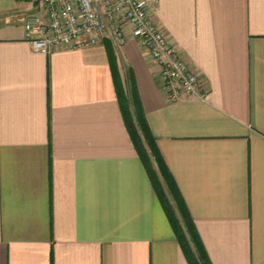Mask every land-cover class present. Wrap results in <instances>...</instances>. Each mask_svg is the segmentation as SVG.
<instances>
[{"label": "crops", "instance_id": "obj_1", "mask_svg": "<svg viewBox=\"0 0 264 264\" xmlns=\"http://www.w3.org/2000/svg\"><path fill=\"white\" fill-rule=\"evenodd\" d=\"M151 1L204 77V99L169 100L132 37L36 52L24 19L38 0H0V264H203L177 237L119 84L138 100L153 166L184 201L204 264H264V0Z\"/></svg>", "mask_w": 264, "mask_h": 264}, {"label": "built area", "instance_id": "obj_2", "mask_svg": "<svg viewBox=\"0 0 264 264\" xmlns=\"http://www.w3.org/2000/svg\"><path fill=\"white\" fill-rule=\"evenodd\" d=\"M157 9L151 0H38L37 11L25 16L24 28L33 49L43 54L107 38L120 47L135 38L159 66L169 100L204 99V77L157 23Z\"/></svg>", "mask_w": 264, "mask_h": 264}, {"label": "trees", "instance_id": "obj_3", "mask_svg": "<svg viewBox=\"0 0 264 264\" xmlns=\"http://www.w3.org/2000/svg\"><path fill=\"white\" fill-rule=\"evenodd\" d=\"M119 101L121 103V107L123 110V113L125 115V118L128 122L129 128L131 130V133L133 135L135 145L137 146V149L139 151V154L143 161L145 162L147 168L149 169L151 180L153 181V184L159 194V197L161 198L167 213L169 214L171 223L173 225V228L177 234V237L187 255L189 260L194 263L196 261V254L199 257V260L204 264V251L203 246L200 242V238L195 230V227L190 220L189 216H187L186 212V206L184 204V201L181 199L180 194L178 190L176 189L175 184L170 180L166 179L165 177V184L167 186L168 192L165 190L164 184L161 181L159 175L157 174L152 160L149 156L147 147L144 142V138L147 141V144L149 145L151 152L153 156L155 157V160L158 161V153L156 150H154L153 144L149 141L148 143V132L145 126V123L143 121L142 114L140 115L136 113V111L139 109V103L138 100L135 98L134 93L129 91L127 93L121 84H119ZM132 107L135 109V115L137 118V122L139 124L141 134L134 122L133 114H132ZM144 138H143V137ZM157 157V158H156ZM170 197H169V195ZM171 200L174 201L175 206L177 208V211L181 217L178 216L173 204L171 203Z\"/></svg>", "mask_w": 264, "mask_h": 264}]
</instances>
